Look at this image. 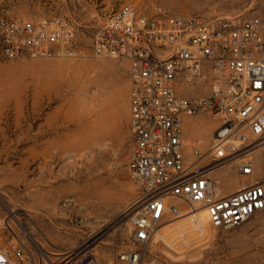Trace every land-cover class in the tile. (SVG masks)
I'll return each mask as SVG.
<instances>
[{"label": "rangeland", "instance_id": "1", "mask_svg": "<svg viewBox=\"0 0 264 264\" xmlns=\"http://www.w3.org/2000/svg\"><path fill=\"white\" fill-rule=\"evenodd\" d=\"M123 5L140 14L264 22V0H0L1 18L61 17L77 28L76 57L0 61V218H9L32 252L89 244V264H124L118 253L132 248L125 214L136 197L127 175V64L94 58L90 44L94 28ZM194 119L207 121L200 135H212L219 124L212 117ZM251 160L255 180L264 175V146ZM217 173L223 193L240 188L235 176L240 182L230 189V166ZM198 223L202 231L177 220L164 240L150 244L147 259L264 264V212L234 228L214 229L204 213Z\"/></svg>", "mask_w": 264, "mask_h": 264}, {"label": "built area", "instance_id": "2", "mask_svg": "<svg viewBox=\"0 0 264 264\" xmlns=\"http://www.w3.org/2000/svg\"><path fill=\"white\" fill-rule=\"evenodd\" d=\"M90 44L94 58L127 64V175L136 197L125 211L132 248L118 253L120 262L156 264L147 259L148 248L177 220L202 231L204 213L212 228L228 229L264 212V177L253 179L251 160L264 146L263 21L140 14L123 5L94 28ZM77 54V28L68 19L0 17V61ZM198 117L219 124L206 152L191 148L185 155L183 120ZM228 166L248 183L222 195L212 175ZM88 249L32 252L9 218H0V264H89Z\"/></svg>", "mask_w": 264, "mask_h": 264}, {"label": "crops", "instance_id": "3", "mask_svg": "<svg viewBox=\"0 0 264 264\" xmlns=\"http://www.w3.org/2000/svg\"><path fill=\"white\" fill-rule=\"evenodd\" d=\"M123 110L125 112L126 118L128 119L129 97L123 105ZM128 125H129V119H128ZM182 125H183L182 126L183 127L182 137H183V141L186 145V147L183 149L185 155L189 154V151L191 148H196L202 153L206 152L208 149V145H209L211 135H200V131H201V129H204L207 126V121H205L203 119L187 118V119L183 120ZM215 128H216L215 126L211 128L212 133L215 130ZM211 132H208V133H211ZM218 174H220V173L216 172L212 175V177L215 180H217ZM262 177H264V175L256 177V179H260ZM230 178H231V181H230L229 185H230V189H231L232 187H234V185H236L240 181H238L239 179H236L235 176H231ZM217 182H218V184L220 183L219 180ZM241 183L242 184L248 183V180L242 179ZM219 190L222 193V195H228V194H231V193L235 192L236 190H238V188L236 190L231 191L230 193L229 192L223 193L221 190V187L219 185Z\"/></svg>", "mask_w": 264, "mask_h": 264}]
</instances>
